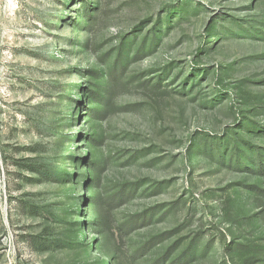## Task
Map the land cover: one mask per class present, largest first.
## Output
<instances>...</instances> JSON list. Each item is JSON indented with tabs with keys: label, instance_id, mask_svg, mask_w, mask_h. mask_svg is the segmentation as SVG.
<instances>
[{
	"label": "rangeland",
	"instance_id": "obj_1",
	"mask_svg": "<svg viewBox=\"0 0 264 264\" xmlns=\"http://www.w3.org/2000/svg\"><path fill=\"white\" fill-rule=\"evenodd\" d=\"M87 1L0 0L4 152L23 156L15 110L49 80L75 85L62 128L81 133L73 183L16 179L0 145V264H264V0Z\"/></svg>",
	"mask_w": 264,
	"mask_h": 264
},
{
	"label": "trees",
	"instance_id": "obj_2",
	"mask_svg": "<svg viewBox=\"0 0 264 264\" xmlns=\"http://www.w3.org/2000/svg\"><path fill=\"white\" fill-rule=\"evenodd\" d=\"M91 1V0H90ZM87 1L86 6V15L88 17L92 16V13L95 11V6L92 2ZM82 27V24H80ZM202 52V49H201ZM75 85H67L58 80H49L44 83L42 87L43 100L32 104L33 102H25L20 108L16 109L15 114L20 117L18 122L22 128L19 129L26 132L28 135H32L34 138L28 145L23 147L16 146L15 150L17 153L23 156H7L4 152V147L2 142H0L2 148V158L7 164V166L14 167L16 169L15 174L16 179H20V173H24L27 176L24 178L25 181L31 183H61L67 181V183H73L76 178H78L75 172L68 173L64 169L65 162L67 161V153L70 152L69 147L67 146L66 141L79 138L81 133L79 130H75L71 127L70 131L72 133L66 134L62 126L65 123V118L63 109L65 105L69 102L72 93L74 92ZM93 92L88 87H84L82 94L77 97V103H82L86 101L87 103L92 102ZM96 108H92L94 112ZM17 121V119L15 118ZM264 133V130H263ZM73 135V136H72ZM47 138H53V142L47 141ZM95 141L92 138V142ZM69 157L73 159V155L70 154ZM252 164L257 168L256 174L258 176L264 177V154L257 151V158L252 161ZM91 167V166H90ZM95 174L94 171H91L89 168L87 172L83 175L84 181L88 182L89 186L95 185ZM256 191H259L264 195V189L261 187H255ZM85 194V190H82V195ZM117 196L122 197L124 194L120 192ZM93 197L84 195L85 202H90ZM90 200V201H89ZM91 203V202H90ZM55 213V222L59 226L62 224L61 221L67 220V214H65V205L63 203L54 206ZM147 213L137 216L139 219L144 218ZM69 229L67 233L70 237H74L75 240L79 239V230H77L76 224L74 222H67ZM72 234V235H71ZM161 236L152 239L148 244L143 248L146 249L147 246H152L153 244L161 241ZM73 239V240H74ZM40 236H35L33 238V243H39ZM184 257V256H183ZM178 260L182 261V258ZM166 256L154 262V264H166ZM178 261H174L172 264H177Z\"/></svg>",
	"mask_w": 264,
	"mask_h": 264
}]
</instances>
